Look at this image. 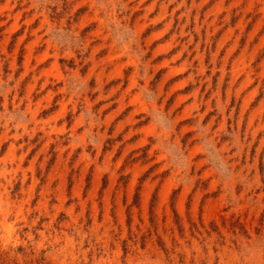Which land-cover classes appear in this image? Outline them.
I'll return each instance as SVG.
<instances>
[{"label":"rangeland","instance_id":"rangeland-1","mask_svg":"<svg viewBox=\"0 0 264 264\" xmlns=\"http://www.w3.org/2000/svg\"><path fill=\"white\" fill-rule=\"evenodd\" d=\"M0 264H264V0H0Z\"/></svg>","mask_w":264,"mask_h":264}]
</instances>
